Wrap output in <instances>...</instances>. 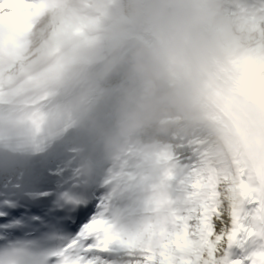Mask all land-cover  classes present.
Wrapping results in <instances>:
<instances>
[{
  "label": "clouds",
  "instance_id": "9594fccd",
  "mask_svg": "<svg viewBox=\"0 0 264 264\" xmlns=\"http://www.w3.org/2000/svg\"><path fill=\"white\" fill-rule=\"evenodd\" d=\"M238 0H28L0 20V168L63 150L54 203L143 241L152 185L253 34ZM9 11V10H5Z\"/></svg>",
  "mask_w": 264,
  "mask_h": 264
},
{
  "label": "snow or ice",
  "instance_id": "6c2138e0",
  "mask_svg": "<svg viewBox=\"0 0 264 264\" xmlns=\"http://www.w3.org/2000/svg\"><path fill=\"white\" fill-rule=\"evenodd\" d=\"M22 6L28 0H0V20ZM237 11L264 33V0ZM211 143L201 131L170 154L146 202L143 241L115 232L97 198L54 203L63 150L0 168V241L18 257L0 264H28L27 249L53 237L64 242L47 264H264V171L217 159Z\"/></svg>",
  "mask_w": 264,
  "mask_h": 264
},
{
  "label": "bare ground",
  "instance_id": "6f19581e",
  "mask_svg": "<svg viewBox=\"0 0 264 264\" xmlns=\"http://www.w3.org/2000/svg\"><path fill=\"white\" fill-rule=\"evenodd\" d=\"M231 67L240 80L251 90L264 112V84L258 78L251 76L253 71L261 68V61L257 58L253 46L238 49L231 61ZM201 131L211 133L212 143L210 144V148L217 159H231L234 162L255 169L251 161L246 158L236 131L214 109L209 124L195 133Z\"/></svg>",
  "mask_w": 264,
  "mask_h": 264
},
{
  "label": "rangeland",
  "instance_id": "374dc122",
  "mask_svg": "<svg viewBox=\"0 0 264 264\" xmlns=\"http://www.w3.org/2000/svg\"><path fill=\"white\" fill-rule=\"evenodd\" d=\"M250 2V0H241V4H245ZM258 43H261V47L264 48V33H260L259 31L255 34H253V37L251 39V46L253 45L254 49H257L258 47ZM261 52V50H259V53Z\"/></svg>",
  "mask_w": 264,
  "mask_h": 264
},
{
  "label": "water",
  "instance_id": "95a60500",
  "mask_svg": "<svg viewBox=\"0 0 264 264\" xmlns=\"http://www.w3.org/2000/svg\"><path fill=\"white\" fill-rule=\"evenodd\" d=\"M249 121H250V119H249ZM246 124V123H245ZM246 126H247V128L248 129H251L250 128V126L248 125V124H246ZM257 128V127H256ZM258 130V129H257ZM258 132H259V130H258ZM259 134H260V136L261 137H263V135L259 132ZM252 135L254 136V134H253V132H252ZM264 139V138H263ZM244 148H245V150H246V152H247V155H248V157L250 158V159H252V157H251V150L249 149V147H248V145H247V143H244Z\"/></svg>",
  "mask_w": 264,
  "mask_h": 264
},
{
  "label": "trees",
  "instance_id": "16d2710c",
  "mask_svg": "<svg viewBox=\"0 0 264 264\" xmlns=\"http://www.w3.org/2000/svg\"><path fill=\"white\" fill-rule=\"evenodd\" d=\"M242 17H243L244 21L246 22V25H247V27H248L249 29H251V30H255V29H256V28H255V25H254V26H251L252 22L250 21V19H247V18H245L244 16H242Z\"/></svg>",
  "mask_w": 264,
  "mask_h": 264
}]
</instances>
